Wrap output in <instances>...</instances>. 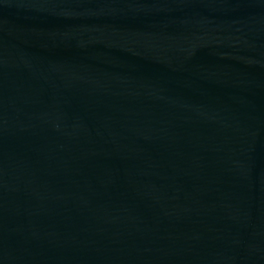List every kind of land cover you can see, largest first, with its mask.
<instances>
[{"label":"water","instance_id":"1","mask_svg":"<svg viewBox=\"0 0 264 264\" xmlns=\"http://www.w3.org/2000/svg\"><path fill=\"white\" fill-rule=\"evenodd\" d=\"M0 264H264V0H0Z\"/></svg>","mask_w":264,"mask_h":264}]
</instances>
